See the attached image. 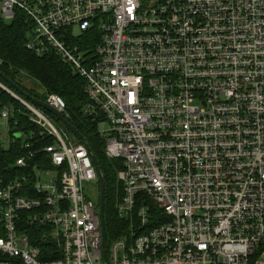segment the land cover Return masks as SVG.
I'll use <instances>...</instances> for the list:
<instances>
[{"label":"built area","instance_id":"obj_1","mask_svg":"<svg viewBox=\"0 0 264 264\" xmlns=\"http://www.w3.org/2000/svg\"><path fill=\"white\" fill-rule=\"evenodd\" d=\"M16 10L26 48L84 80L83 114L121 163L115 212L129 228L106 233L104 260L88 150L0 81L51 140L13 166L0 155V264H264V0H0L6 20ZM44 101L65 117L58 94ZM15 112L0 104L4 147ZM33 226L50 248L31 242Z\"/></svg>","mask_w":264,"mask_h":264},{"label":"trees","instance_id":"obj_2","mask_svg":"<svg viewBox=\"0 0 264 264\" xmlns=\"http://www.w3.org/2000/svg\"><path fill=\"white\" fill-rule=\"evenodd\" d=\"M30 34L31 23L23 12L16 10L10 20H6L0 12V72L37 99L44 101L48 93H56L65 101L67 121L83 135L84 140L97 158L98 167L105 184V230L109 239L117 238L127 232L129 228L128 223L120 219L115 212L119 187L116 175L121 168V163L119 160L106 157L104 153L105 143L98 133L97 123L91 117L83 114V108L87 102L84 80L55 53L37 54L35 51L27 49L26 43ZM77 43L85 48L89 44V42H82V40H78ZM0 81L7 85L1 77ZM0 104L2 106H14L16 112L12 119L17 120V129L22 133L32 134L29 140L34 142L32 150L25 148L21 139L15 136L11 129L7 137L10 146L4 147L5 142L0 145V155L4 160L3 165L11 166L21 155H28L29 151L51 143L48 138L41 139L42 132L29 121L30 111L1 88ZM39 155L45 154L43 152L35 153L34 159L37 160L38 164H43L45 161H42ZM28 236L31 242L41 246L43 251L51 246V239L45 229L33 226Z\"/></svg>","mask_w":264,"mask_h":264},{"label":"water","instance_id":"obj_3","mask_svg":"<svg viewBox=\"0 0 264 264\" xmlns=\"http://www.w3.org/2000/svg\"><path fill=\"white\" fill-rule=\"evenodd\" d=\"M0 77L7 83V85L14 89L16 92H18L20 95H22L24 98L28 99L35 105L39 106L40 108L52 113L60 122L68 129V131L72 134V140L79 139L83 142L84 146L88 150L91 160L93 162V165L95 167L97 177H98V186H99V199H98V214H99V220H100V228H101V234H102V246L104 248V260H106V254H105V247H106V230H105V221H104V202H105V184L104 179L101 174V171L98 167V161L94 153L91 151V148L89 147L88 143L84 140L83 135L73 126L71 125L67 119L64 117V115L56 110L54 107L48 105L45 101L37 99L30 94H28L26 91H24L19 85L14 83L10 78L6 77L3 73L0 72ZM15 134V136H18L19 133L17 132V129L12 130Z\"/></svg>","mask_w":264,"mask_h":264},{"label":"rangeland","instance_id":"obj_4","mask_svg":"<svg viewBox=\"0 0 264 264\" xmlns=\"http://www.w3.org/2000/svg\"><path fill=\"white\" fill-rule=\"evenodd\" d=\"M27 100H28V99H27ZM45 114H46L47 116H49L50 118H52L57 126L62 127L63 124L60 122V120H58V119L56 118V116H54L52 113L47 112V111H45ZM51 114H52V115H51ZM99 127H100V129H106V128H107V124H106V123H101V125H99ZM8 133H9L8 130H6V131L3 132L2 135H3L4 139H7V137H8ZM53 175H54V174H53L52 172H50L49 174H45V173H43L42 176H41V180H42V181H47V180H49ZM85 191H86V193H87L92 199L97 200V198H98V192H99V191H98V181H89V182H87V183L85 184Z\"/></svg>","mask_w":264,"mask_h":264},{"label":"bare ground","instance_id":"obj_5","mask_svg":"<svg viewBox=\"0 0 264 264\" xmlns=\"http://www.w3.org/2000/svg\"><path fill=\"white\" fill-rule=\"evenodd\" d=\"M26 99V98H25ZM76 140H79V139H76ZM79 141H81V140H79ZM82 142V141H81Z\"/></svg>","mask_w":264,"mask_h":264}]
</instances>
